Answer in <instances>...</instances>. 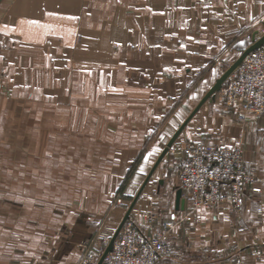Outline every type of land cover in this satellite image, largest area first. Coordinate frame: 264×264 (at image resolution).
<instances>
[{"label":"crops","instance_id":"0c3cea01","mask_svg":"<svg viewBox=\"0 0 264 264\" xmlns=\"http://www.w3.org/2000/svg\"><path fill=\"white\" fill-rule=\"evenodd\" d=\"M261 20L264 0H0V145L9 139L15 145L20 127L51 130L59 138L64 104L77 110V127L74 107L86 98V134L93 147H110L124 163L138 161L142 152L140 163L147 165L156 153L145 181L175 133L237 61L227 57L228 50L240 47L248 27L252 44ZM216 94L187 122L138 198L153 190L155 180L156 192L165 190L172 199L168 213L178 214L169 238L172 253L157 264H264V183L239 215L225 204L199 209L188 220L183 197L184 205L176 208L180 187L173 180L168 187L164 176L180 159L182 168L185 143L203 140L241 148L248 169L264 178V123L263 153L251 155L254 139L249 136L244 149V135L239 138L237 127L216 113ZM141 204L133 222L145 230L147 216L157 211ZM80 227L75 238L83 236L97 248L100 231ZM103 235L104 241L110 233ZM72 254L65 258L69 264L77 261Z\"/></svg>","mask_w":264,"mask_h":264},{"label":"rangeland","instance_id":"374dc122","mask_svg":"<svg viewBox=\"0 0 264 264\" xmlns=\"http://www.w3.org/2000/svg\"><path fill=\"white\" fill-rule=\"evenodd\" d=\"M257 26L258 39L264 34V20ZM251 29L248 27L240 35V47L229 49L227 57L229 54L235 59L241 57L252 42ZM227 64L222 65V72ZM231 76L216 94L215 111L227 119L228 127H237L239 138L244 135V149L249 136H252L256 144L250 149L251 155L263 153L259 144L264 115L243 116L227 104L223 88L229 84ZM76 102L78 107L74 108L78 109L79 126L76 127L74 123L77 110L73 108L74 111L70 112L68 109L71 105L64 104L59 138L54 139L51 130L28 131L20 127V139H14L15 145L10 146V139L8 143L3 140L5 145H0V264H69L65 258L71 253L77 256L75 264H81L89 255L99 262L153 164L156 153L151 155L153 159L147 165L140 163L144 155L142 152L138 161L131 163L128 160L124 163L123 155H114L110 147L102 144L93 147L86 134L84 107H87V99L79 98ZM99 116L102 118L96 115ZM100 118L99 122L102 121ZM183 139L182 136L180 145ZM93 148L97 151L94 158L90 154ZM149 149L150 146L144 147L146 153ZM108 152L110 157L105 156ZM181 163L182 159L176 168L170 166V171L164 175L169 180L168 187L172 180L176 187H180ZM249 170L260 175L256 170ZM152 181L153 190L146 197L138 199L140 204L128 220L133 222L141 214L143 201L150 209L160 212V217L169 216L168 210L172 204L170 194L162 189L156 192L157 183ZM26 203H29L27 208ZM230 212L240 214H235L231 209ZM106 217L107 220L103 222ZM10 218L14 222L12 225ZM76 224L94 229V234L100 231V236L95 240L97 248L91 246L92 241H84L83 236H80L82 239L75 238L79 226ZM104 231L110 235L103 241ZM10 232L14 234L12 241ZM106 239L109 240L105 244Z\"/></svg>","mask_w":264,"mask_h":264},{"label":"built area","instance_id":"2783aa9c","mask_svg":"<svg viewBox=\"0 0 264 264\" xmlns=\"http://www.w3.org/2000/svg\"><path fill=\"white\" fill-rule=\"evenodd\" d=\"M227 104L243 116L264 115V44L248 53L223 88ZM264 178L250 171L241 148L221 147L195 140L186 143L179 186L189 205L190 220L199 209L227 204L241 213L245 202L262 191ZM177 212L167 218L150 213L146 229L127 220L101 264H157L171 254L169 238L178 223ZM109 239H106L105 244ZM81 264H98L91 255Z\"/></svg>","mask_w":264,"mask_h":264},{"label":"water","instance_id":"95a60500","mask_svg":"<svg viewBox=\"0 0 264 264\" xmlns=\"http://www.w3.org/2000/svg\"><path fill=\"white\" fill-rule=\"evenodd\" d=\"M256 34L255 33L253 35V43L243 52V54L241 55V57L217 80V82L215 83V85L210 89V91L205 95V97L202 99V101L199 103V105L196 107V109L193 111V113L188 117V119L183 123V125L181 126V128L175 133L174 137L170 140V142L168 143V145L165 147V149L163 150V152L161 153V155L159 156V158L157 159V161L155 162V164L153 165L148 177L145 179L141 189L139 190L138 194L136 195V197L134 198V200L132 201L131 205L129 206L121 224L119 225L118 229L116 230L115 234L113 235V237L111 238L109 244L107 245L103 255L101 256L98 264H101L104 260V258L106 257V255L108 254L109 251H111L112 246H113V242L115 241V239L118 237L120 230L122 228V226L124 225V223L130 218V214L140 196V194L142 193V190L144 189V186L146 185V183L148 182V180L150 179V177L152 176V174L154 173L155 169L157 168V166L159 165V163L162 161V159L164 158V156L166 155V153L168 152L169 148L173 145L174 141L176 140V138L179 136V134L182 132L184 126L187 124V122L191 119V117L195 114V112L200 108V106L207 100L209 99L211 96L214 97V95L219 92L224 84V82L231 76V74L237 69V67L241 64V62L243 61V59L245 58V56L250 53L251 51L259 48L260 46H262L264 44V34L262 37L256 39ZM180 205H184V200L182 199V189L178 188L177 192H176V208L178 209L180 207Z\"/></svg>","mask_w":264,"mask_h":264}]
</instances>
